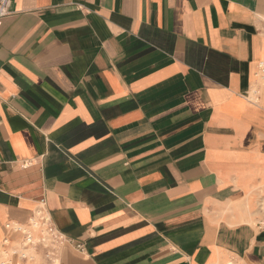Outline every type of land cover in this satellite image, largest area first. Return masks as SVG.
I'll return each instance as SVG.
<instances>
[{
	"label": "crops",
	"instance_id": "1",
	"mask_svg": "<svg viewBox=\"0 0 264 264\" xmlns=\"http://www.w3.org/2000/svg\"><path fill=\"white\" fill-rule=\"evenodd\" d=\"M263 17L264 0H11L1 236L48 217L54 264H264Z\"/></svg>",
	"mask_w": 264,
	"mask_h": 264
},
{
	"label": "rangeland",
	"instance_id": "2",
	"mask_svg": "<svg viewBox=\"0 0 264 264\" xmlns=\"http://www.w3.org/2000/svg\"><path fill=\"white\" fill-rule=\"evenodd\" d=\"M262 20L264 25V17ZM260 207L264 210V198ZM49 225L50 223L45 224L44 221L34 218L29 226L19 225L22 233L9 236L0 234V264H54L59 261V249L63 240L50 232ZM45 230H49L47 236L43 235ZM44 237L46 241H43ZM23 255L28 258L24 259ZM240 264L248 263L241 260Z\"/></svg>",
	"mask_w": 264,
	"mask_h": 264
},
{
	"label": "built area",
	"instance_id": "3",
	"mask_svg": "<svg viewBox=\"0 0 264 264\" xmlns=\"http://www.w3.org/2000/svg\"><path fill=\"white\" fill-rule=\"evenodd\" d=\"M10 2L11 0H0V26L2 25L3 19L10 14ZM48 221L47 223H50L49 218L45 217ZM19 223L14 224V223H7L6 224V228H8L9 230L13 231V232H20L22 233V228L19 227ZM50 232L54 233L53 235H57L56 237H59L61 240L62 238L58 235V233L55 231V229L51 226V224L48 226ZM24 259H27L28 256L27 255H23Z\"/></svg>",
	"mask_w": 264,
	"mask_h": 264
},
{
	"label": "bare ground",
	"instance_id": "4",
	"mask_svg": "<svg viewBox=\"0 0 264 264\" xmlns=\"http://www.w3.org/2000/svg\"><path fill=\"white\" fill-rule=\"evenodd\" d=\"M260 15V14H259Z\"/></svg>",
	"mask_w": 264,
	"mask_h": 264
}]
</instances>
